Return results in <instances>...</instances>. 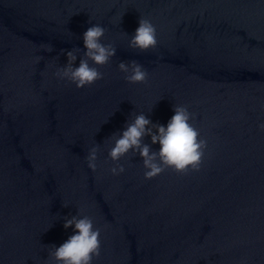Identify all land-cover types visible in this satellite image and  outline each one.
<instances>
[{"label": "clouds", "instance_id": "clouds-1", "mask_svg": "<svg viewBox=\"0 0 264 264\" xmlns=\"http://www.w3.org/2000/svg\"><path fill=\"white\" fill-rule=\"evenodd\" d=\"M89 23L91 24L90 20ZM107 29L100 24H91L82 34L83 55L80 47L71 50L61 49L66 55V63L57 66L54 76L77 89L91 87L99 80L105 78L100 68L109 65L116 55V47L112 43H103ZM128 47L139 52L155 49L159 43L157 28L152 21L140 17L138 27L133 35L129 36ZM44 51L52 52V45L43 46ZM43 57L36 58L39 62ZM58 59V57L56 58ZM118 70L123 73V79L129 84H144L149 82L148 70L137 60L121 61ZM174 115L167 126L152 121L143 113L135 114L128 120L122 131L113 133L108 137L111 146L108 148V159L113 166L108 169L111 175L118 176L125 172L123 164L119 163L130 153L138 155L145 169V179H152L168 169L179 174H186L190 169L198 171L207 147L206 139L202 138L200 131L192 121L195 114L190 112L188 106L175 104ZM264 132V123L258 125ZM150 137L151 144L145 143L144 138ZM159 144V150H153L152 145ZM100 145L94 144L88 149L85 161L87 167L96 172ZM64 204V207H67ZM78 209L77 215L65 218L63 227L74 228V234L69 236L59 247L49 246L48 257L45 264H93L99 259L102 251V229L96 227L93 217L83 214Z\"/></svg>", "mask_w": 264, "mask_h": 264}]
</instances>
